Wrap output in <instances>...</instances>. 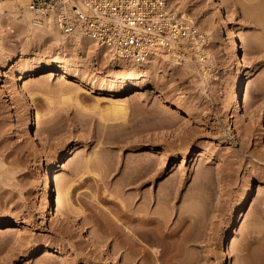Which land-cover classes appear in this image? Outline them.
I'll list each match as a JSON object with an SVG mask.
<instances>
[{
  "label": "rangeland",
  "instance_id": "rangeland-1",
  "mask_svg": "<svg viewBox=\"0 0 264 264\" xmlns=\"http://www.w3.org/2000/svg\"><path fill=\"white\" fill-rule=\"evenodd\" d=\"M167 1L206 34L209 46L200 48L212 70L204 73L195 57L197 68L189 71L183 59L179 67L161 57L135 63L95 52L89 42L57 45L38 38L25 44L26 51L38 52L32 57L40 65H68L71 75L28 76L20 82L23 97L13 80L5 77L9 96L0 83V219L26 225L0 230V264H147L123 240L154 253L156 264H166L156 252L170 249L177 256L168 264H222L226 252L228 264H264V0H223L221 11L213 0ZM227 14L231 19L224 24ZM12 24V48L7 45L0 68L25 40L24 30ZM230 29L238 34L241 59L231 51ZM27 57L24 67L32 65ZM238 69L251 116L231 99ZM143 82L142 93L131 97ZM154 86L185 101L194 115L170 107L152 93ZM79 88L82 106L63 101L62 95ZM120 88L128 112L100 110L107 103L98 108V98ZM31 93L39 95L33 112L51 110L34 120L41 139L28 128ZM62 148L68 150L55 173L54 197L65 217L52 218L43 178L49 158ZM69 185L72 206L65 201ZM251 185L246 220L232 230ZM147 215L164 217L163 234L172 237L155 234L158 242L152 244L136 232L155 225L139 224L137 217ZM46 247L62 254L44 256Z\"/></svg>",
  "mask_w": 264,
  "mask_h": 264
},
{
  "label": "bare ground",
  "instance_id": "bare-ground-1",
  "mask_svg": "<svg viewBox=\"0 0 264 264\" xmlns=\"http://www.w3.org/2000/svg\"><path fill=\"white\" fill-rule=\"evenodd\" d=\"M28 1L29 0H18V1L16 0V2H17L16 4H14V2H12L11 0H4V1L0 2V58L2 57V55H4L6 53L7 45L8 46L10 45V47L12 48V43H11V39H10L11 37L9 38V35L12 34V33L11 34H9V33L15 31V30H13L15 28H14V25L12 24V22L15 23L17 28H22L24 30V35H25L24 36L25 40L23 43L22 42H21V44L13 43V44H15L14 45L15 48L13 47L14 50L11 53L10 61L2 64V66H1L2 68H0V75H1L0 83H2L1 88H4L3 91L6 92L5 96L11 95V93H10L11 91L8 89L9 87L6 84L5 77L13 80V82H15L19 86V88H20L19 92H21L20 93L21 96L22 95L25 96L27 93L24 92L25 89H24L23 85L20 84V82L23 79L27 78L28 76L42 74L40 77L59 76V78H68L71 75L70 71H69L70 67L66 64L63 65L62 68H60V66L55 64V63L40 65L38 63V61H36L37 58L32 57V55L37 56L39 53L36 51H32V52L26 51L27 47L25 46V44L27 45V44L31 43V41L33 42V39L46 38V39L51 40V42L53 44H57V45H59V44H62V45L65 44L66 45V43L68 42L69 39H75L77 42H80V44H83L84 42H89V43H91V46L94 48L93 50L95 52H97V51H100L102 53L108 52L106 55L111 54V57L112 56L115 57L109 50H107L106 48L98 46L90 37L84 35L83 33L65 35L57 27H55L53 25L52 21L49 18H44V20L37 19L34 16V14L30 10H28V8H27ZM170 1L174 2L175 0H170ZM213 1L215 3V8L218 11H221L222 6H223V0H213ZM250 1L254 2V0H250ZM177 14L181 18L187 19V18L183 17L181 13H177ZM230 19H231V16L229 14H227L226 17L222 20V22L224 24H228ZM187 20H189V19H187ZM189 21L195 23L193 20H189ZM195 26H196V24H195ZM196 28L199 29L197 26H196ZM229 38L231 39V51L235 54L236 59H241L243 56L242 55V49H241L240 43L238 42V34H237L235 29H230ZM193 47H194V50L191 49L192 47H190V46L188 47L185 45V48L183 50L186 51V53L183 50L182 51L176 50L174 52L157 51L151 58H156V60H157V57H161V58H163L162 59L163 61H168L171 63L172 66H175V67H177V66L179 67V65L181 64L182 59H183L186 63L188 70L194 71L195 68H197L196 67L197 64L195 62V59L193 58V57H195L194 53L196 55H198V51L201 50V48H200V46L196 47L195 45ZM27 56H30V57H27ZM183 56H189V59H184ZM26 57H27V59H31L30 62L32 65H30L29 67H24V62L21 61L22 59H24ZM243 60L245 62H247L246 57H244ZM146 61H148V60H146ZM4 67H10V68L8 71H3ZM200 72L201 71H199V73ZM80 81L85 82L84 79H79V82ZM79 82H77V83L79 84ZM244 82H245L244 75L242 74L241 69H238L237 70V76L234 79L235 85H234V88H233L232 93H231V99H232V102L235 105V107L244 109L245 113L248 116H251L252 111L244 104V101L242 98V92H243L244 86H245ZM146 83L147 82H143V83H141V85L139 87L133 89L131 91V93H133V92L134 93L131 94V97H135V96L141 94L142 89L146 86ZM67 90H68V88H67ZM80 90H81L80 88L77 91L75 90L76 91L75 95H73L71 90H69L67 93L64 92L65 94L62 95L63 101L66 103L67 102L69 103L70 101L74 100L79 106L80 102H81V101L79 102V94H80L79 91ZM124 91H125L124 88L123 89L120 88V89L113 91L109 96H107V97H109L107 99L98 98V100H97L98 108H101L100 104L102 102H106L107 103V104H105L106 107H104V109H100L104 113H110L111 112V113H115V114H118V113L126 114L128 112L127 108H126L127 104L125 103L126 101L121 100L119 97L121 92H124ZM152 93L163 97L164 102L169 104L170 107L175 108L176 110L183 112L189 116L194 115V110L192 109V107H190V105H188L185 101H182L178 98L171 97V95H169L168 92L164 88L159 87V86H154ZM38 97H39L38 93H31V95L27 101V104H28L27 109H28V112L30 114V118H29V122H28V128L35 130L36 137L41 139L42 136H41L39 129L34 127L36 125V121H34V120L36 118V115H37V117H41L43 115L45 116V115H48V113L51 110H48L43 114L38 112V111H35V109L33 112V108H35L34 105L36 104ZM69 104H71V103H69ZM80 106H82V105H80ZM64 110H67V109L64 107ZM257 126H262L260 121L257 123ZM67 150H68L67 148L66 149L62 148V149L56 151L49 158L47 166H46L44 178H43L44 186H45L43 199L45 201V206L49 212L48 214L52 218L55 216L65 217V214L62 211L60 203L58 201H56V199L54 197V192L56 190L55 173L57 171L59 162H60V160L64 154V151H67ZM200 154L204 155L203 153H200ZM187 158H188V151L186 150L184 152L182 162L186 161ZM70 187L71 186L69 185L67 188L65 187L66 190L64 189L65 194H66V200L65 201H66L67 205L72 206L73 205L72 198H71L72 192H71ZM254 193H255L254 185H251V188H249L244 193V195L242 196L241 204L238 207L237 214L232 219V222H231L230 227L232 230L236 229L238 227L239 223L244 222L246 220V213H247L250 201H251ZM130 217H132V216H130ZM137 218L139 220H141V223L139 221L140 225L142 223L144 225L146 224L148 226H149V224L150 225L155 224V225H153V227L149 226L148 229H140L139 230L136 228V230H135L143 238H145L146 240H148L152 244H157V242H158V241H156L155 234H159L160 236L167 238V239L172 237V235H167L165 233L163 234L164 231L162 229L163 228L162 225L164 222L163 221L164 217H160L159 215L153 216V217L152 216L148 217V215H147L145 217L141 216V217H137ZM135 219L136 218H134V220ZM24 228H26V225H22L17 220L0 219V230H5V231L15 230V229L22 230ZM122 245H128V248H130L131 252L134 255L142 253V257L147 262V264H156L152 260L154 253L152 254L148 250H142L140 248H137L136 243L134 241L123 240ZM226 247H227V241H224L221 248L224 251H226ZM172 248H175V246ZM54 252H60L59 254H62V252L60 250H55V248H53V247H46L44 256L52 254ZM214 253H215L214 249H212V248L209 249V254H214ZM155 256L157 257L156 259L160 258V259H162L163 263L168 264L169 261L173 260V258L177 256V253L173 252L172 249H170V250L161 251V252H159V254H158V252H156ZM229 258H231L230 253L226 252L224 255L222 264H228ZM63 263L66 264V261L63 260ZM187 263H188V261H187ZM187 263H185V264H187Z\"/></svg>",
  "mask_w": 264,
  "mask_h": 264
},
{
  "label": "built area",
  "instance_id": "built-area-1",
  "mask_svg": "<svg viewBox=\"0 0 264 264\" xmlns=\"http://www.w3.org/2000/svg\"><path fill=\"white\" fill-rule=\"evenodd\" d=\"M27 8L37 19L49 18L63 34L83 33L115 57L135 63L157 51L209 46L206 34L167 0H29ZM194 55L204 73L212 70L203 51Z\"/></svg>",
  "mask_w": 264,
  "mask_h": 264
}]
</instances>
